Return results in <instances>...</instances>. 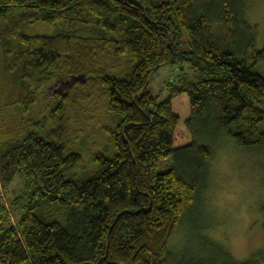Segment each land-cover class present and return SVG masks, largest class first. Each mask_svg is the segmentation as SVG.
<instances>
[{
	"label": "trees",
	"instance_id": "16d2710c",
	"mask_svg": "<svg viewBox=\"0 0 264 264\" xmlns=\"http://www.w3.org/2000/svg\"><path fill=\"white\" fill-rule=\"evenodd\" d=\"M40 21L80 28L27 31ZM0 42L24 89L9 101L0 81V264H186L171 239L203 211L214 148L201 128L264 153L247 0H0ZM176 58L197 75L158 102L150 79ZM86 112L110 144L90 157Z\"/></svg>",
	"mask_w": 264,
	"mask_h": 264
},
{
	"label": "rangeland",
	"instance_id": "374dc122",
	"mask_svg": "<svg viewBox=\"0 0 264 264\" xmlns=\"http://www.w3.org/2000/svg\"><path fill=\"white\" fill-rule=\"evenodd\" d=\"M247 18L257 26L258 47L261 49L264 47V0H247ZM78 28L80 26L73 27L62 21L53 25L40 21L29 25L27 31L33 34H51L58 29ZM12 58L6 57L4 46L0 42V81L4 85L1 91L10 98L9 101L15 100L24 92L21 82L15 80L14 73L9 70ZM261 69L264 71V64ZM196 75V69L189 60L176 58L175 61L162 65L153 74L148 88L160 102L168 96L171 83L191 80ZM53 90L55 89L51 87L47 92L51 94ZM69 107L71 116H81L78 103H72ZM89 115L86 112L80 121L83 123L81 138L85 139L83 146L89 151L90 157L91 153L105 146L110 147V144H107L106 135L99 125L105 117L102 120L100 118L98 124L90 122ZM71 122L73 125L74 121ZM201 131L212 134L210 139L214 157L210 163L208 185L200 196L203 211L199 217L196 216L200 219V232L195 229L193 221L196 217H193L191 222H186L184 227L180 226L173 234L172 250L180 253L186 264H233L230 256L237 262H242L253 255L264 253L263 151L239 147L232 137L226 134L216 135L210 126H203ZM18 184H14V187L18 188ZM6 198L0 197V211L4 204L12 209L8 197ZM11 219L15 217L12 216Z\"/></svg>",
	"mask_w": 264,
	"mask_h": 264
}]
</instances>
